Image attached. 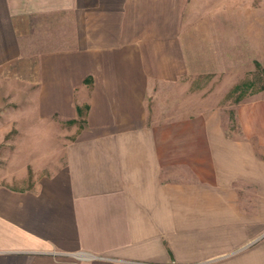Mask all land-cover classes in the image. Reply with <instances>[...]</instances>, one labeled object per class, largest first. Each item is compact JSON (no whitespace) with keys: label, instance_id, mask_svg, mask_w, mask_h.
I'll use <instances>...</instances> for the list:
<instances>
[{"label":"crops","instance_id":"1","mask_svg":"<svg viewBox=\"0 0 264 264\" xmlns=\"http://www.w3.org/2000/svg\"><path fill=\"white\" fill-rule=\"evenodd\" d=\"M200 6L0 0L4 127L66 131L31 185L0 171V264H264V141L198 103Z\"/></svg>","mask_w":264,"mask_h":264},{"label":"rangeland","instance_id":"2","mask_svg":"<svg viewBox=\"0 0 264 264\" xmlns=\"http://www.w3.org/2000/svg\"><path fill=\"white\" fill-rule=\"evenodd\" d=\"M199 4V15L204 16L203 23L211 31L213 50L208 51L205 71L192 78V89L202 92L198 103L225 108L220 113L225 126L220 131L222 136L254 139L261 134L264 141V91L260 90L264 75L257 67L259 64L264 68V0H199ZM248 83L252 85L234 92L236 86ZM239 95L243 96L241 101ZM243 103L256 105L257 113L263 114L261 119L259 115L254 118L251 113L256 112L247 108L243 127L238 119V108ZM5 125L0 114V171L21 174L28 170L29 176L22 184L26 187L35 173L43 168L51 170L49 159L61 155L57 137L66 131H58L56 137L48 130L47 136L33 138L35 130L27 127L21 132L28 137L17 142L18 131Z\"/></svg>","mask_w":264,"mask_h":264},{"label":"trees","instance_id":"3","mask_svg":"<svg viewBox=\"0 0 264 264\" xmlns=\"http://www.w3.org/2000/svg\"><path fill=\"white\" fill-rule=\"evenodd\" d=\"M257 67H258V69H259V71L264 75V68H261V66L259 65V64H257ZM252 84H250V83H248V84H244V85H238V86H236V88L234 89V92H241V90L240 89H242L243 87H249V86H251ZM260 90L261 91H263L264 90V84L261 86V88H260ZM241 95H239L238 96V100L239 101H241L242 99H243V96H241Z\"/></svg>","mask_w":264,"mask_h":264}]
</instances>
